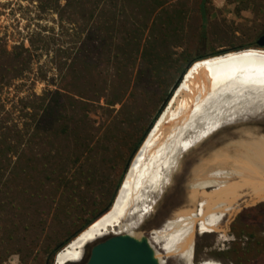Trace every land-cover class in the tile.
<instances>
[{
    "label": "rangeland",
    "instance_id": "374dc122",
    "mask_svg": "<svg viewBox=\"0 0 264 264\" xmlns=\"http://www.w3.org/2000/svg\"><path fill=\"white\" fill-rule=\"evenodd\" d=\"M39 2L0 0V66L12 69L0 78V140L12 143L5 153L13 161L32 159L36 165L30 179L17 176L11 189L0 192V264H47L68 237L109 206L136 145L188 63L202 55L259 48L256 41L264 34V0H111L110 38L102 46L105 19L98 12L92 18H60ZM48 96L53 97L51 115L41 116L49 120L42 125L48 130L39 131L38 115ZM260 107L186 151L174 181L140 216L142 224L120 232L148 237L165 264L181 261L164 257L155 231L164 229L175 210L199 208L200 197L192 191L195 169L218 151L248 147L264 165ZM78 129L88 142L77 150ZM68 152L73 163L64 174L91 183L80 190L84 198L75 197L70 180L44 171ZM36 180L42 181L40 192ZM233 212L217 231L198 224L193 264H264V193ZM92 247L79 264H86Z\"/></svg>",
    "mask_w": 264,
    "mask_h": 264
},
{
    "label": "bare ground",
    "instance_id": "6f19581e",
    "mask_svg": "<svg viewBox=\"0 0 264 264\" xmlns=\"http://www.w3.org/2000/svg\"><path fill=\"white\" fill-rule=\"evenodd\" d=\"M260 106L264 107V49L246 48L193 62L135 154L108 211L58 251L54 264L79 260L87 242L139 224L140 216L155 204L154 197L144 193L148 181L155 182L160 194L179 171L186 151L217 130L249 119ZM195 174L192 191L200 197L199 208L175 210L164 229L155 231L164 257L181 258L174 264H193L199 223L217 231L223 217H232L243 201L264 193V165L248 147L218 151L196 167ZM203 186L214 189L206 192ZM133 214L137 221L129 219Z\"/></svg>",
    "mask_w": 264,
    "mask_h": 264
},
{
    "label": "trees",
    "instance_id": "16d2710c",
    "mask_svg": "<svg viewBox=\"0 0 264 264\" xmlns=\"http://www.w3.org/2000/svg\"><path fill=\"white\" fill-rule=\"evenodd\" d=\"M29 1H35V0H29ZM40 1L39 4H43L45 5V7L47 8V10L51 11V12H55L56 14H58L60 16V18L65 17L66 15H75V16H81L83 18H86L87 15H89L90 18H92L94 16V14H96L98 12V16H100V18H104L105 19V23L102 26V28L100 29L102 36L100 39V43L102 44V46H107L108 44V39L110 38V34L108 31L109 28V20L110 17H112V8H111V0H44V2H42L43 0H37ZM202 10V7H201ZM203 15V13H202ZM204 22H205V18H203ZM205 24L203 23L202 29L204 30L205 28ZM93 33V32H92ZM88 40L91 39V36H89V34L87 35ZM246 48H250L249 46H245L243 47V49ZM226 52H219V53H213L212 55H220V54H224ZM209 56L206 55H202V56H198L197 58L191 60L190 63H188V65L183 69V71L181 72V75L186 72V70L188 69V66L191 65L193 62L197 61V60H201L204 58H207ZM15 66H13L12 68L14 69ZM10 70L12 69H4V67L1 69L0 66V78H4L5 76H7L8 72H10ZM47 92H45L44 94H46ZM50 92H48L49 95ZM54 95H56V91L54 93ZM45 98V97H44ZM52 98L53 97H46L45 100H43V104H42V113L45 115H42V113H40L41 115H38L39 120L37 121L36 115H33L34 117V121H37L40 125V127L38 128L39 131H47L48 127L45 129L44 127H42V125H45L47 123H49V120H44L43 118H41V116L46 117V115H51V114H47V112L49 110H51V106H52ZM65 113V112H64ZM159 116V113L157 114V116L153 119L151 125L155 122L156 118ZM66 129H70L71 125L67 124L66 122ZM150 125V126H151ZM149 126V128H150ZM147 132H145L143 138H141V140L139 141V143L136 145L134 153L136 151V149H138L140 147V145L142 144V142L144 141V137L146 135ZM75 138H76V149L78 150L81 149V147L86 146L87 142H88V137L87 136H83L82 135V130H77L75 133ZM12 143L7 142L6 140H4L2 138V140H0V192L2 191L3 187H8V189H11V186H9V183L11 184V182L13 183V181H15V178L17 176H25L27 177V179H30L31 177V172L35 169L36 165L34 164V160H26V161H13L12 158H10L9 156H7L8 154L5 153L6 149L11 148ZM72 154L70 152H68V154L65 155V158L59 162H52L51 164L45 165L46 168L44 169V171L46 170L47 173H52V175H62V177H64L67 181L70 180L71 183H73V187L77 188V190H75L73 192V194L75 195V197H81L84 198V195L80 193V190H85L86 188H88L89 185H91V183L86 184L84 183L83 178L78 177H70L67 174H64L67 170L68 167L70 165H72V161H71V156ZM81 169V168H80ZM3 170L5 172H3ZM5 173H7V178L5 179L6 175ZM82 174V172H81ZM67 175V176H66ZM85 179V178H84ZM6 180V181H5ZM85 180H89V179H85ZM91 181H93V179H90ZM122 181L119 182L118 186L120 185ZM41 183L42 181H34L35 187L37 189H35L37 192H40V190L38 188L41 187ZM33 186V183H32ZM34 187V186H33ZM81 190V191H82ZM87 191V189H86ZM117 191V189H116ZM115 191V194H116ZM40 194V193H39ZM111 200V202L109 203V206L101 213V215L103 213H105L106 211H108L114 196ZM67 197V196H66ZM68 198V197H67ZM63 200L64 203L67 201ZM65 207V206H64ZM100 216L97 215L93 220H89V222L86 224V226H84V228H82L81 230H84L90 223H92L95 219H97ZM79 233H75L73 235H71L70 237H68L62 244L61 246L58 248H62L64 246H66L73 238H75ZM58 251V250H57ZM57 251L52 253V257L53 258H49L47 264H53L54 262V258L55 255L57 253Z\"/></svg>",
    "mask_w": 264,
    "mask_h": 264
},
{
    "label": "water",
    "instance_id": "95a60500",
    "mask_svg": "<svg viewBox=\"0 0 264 264\" xmlns=\"http://www.w3.org/2000/svg\"><path fill=\"white\" fill-rule=\"evenodd\" d=\"M255 46L264 49V34L260 36V38L256 41ZM190 66L191 65H189L188 68ZM184 75L185 72L179 77L172 92L164 102L163 108H165V106L171 99L174 91L179 86ZM163 108L160 110L159 115L161 114ZM155 122L150 126V129L153 127ZM147 134L145 136H147ZM145 138L146 137H144V139ZM126 170H128V166ZM122 182L118 186L116 194L121 188ZM145 189L146 190H144V193H146V195H148L149 197L158 196V193L156 192L157 190H155V182L148 181L145 185ZM129 219L133 221L138 220L136 214L131 215ZM139 224L141 225L142 223ZM91 244H93V247L91 249L89 260L86 262V264H165L160 262V260L158 259L157 252L148 237L144 235H134L126 232L111 234L109 233L90 242H87L81 249V258L79 260L67 262L66 264L81 263L84 260L87 247Z\"/></svg>",
    "mask_w": 264,
    "mask_h": 264
},
{
    "label": "flooded vegetation",
    "instance_id": "af4514ba",
    "mask_svg": "<svg viewBox=\"0 0 264 264\" xmlns=\"http://www.w3.org/2000/svg\"><path fill=\"white\" fill-rule=\"evenodd\" d=\"M260 38V37H259Z\"/></svg>",
    "mask_w": 264,
    "mask_h": 264
}]
</instances>
